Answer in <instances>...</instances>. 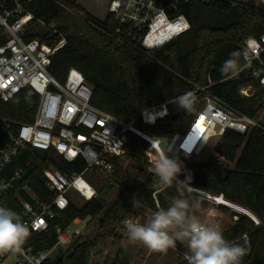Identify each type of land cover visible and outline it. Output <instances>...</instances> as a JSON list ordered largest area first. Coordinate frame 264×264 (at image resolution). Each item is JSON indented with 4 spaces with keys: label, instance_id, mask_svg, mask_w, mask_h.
I'll return each mask as SVG.
<instances>
[{
    "label": "trees",
    "instance_id": "16d2710c",
    "mask_svg": "<svg viewBox=\"0 0 264 264\" xmlns=\"http://www.w3.org/2000/svg\"><path fill=\"white\" fill-rule=\"evenodd\" d=\"M68 1L86 11L81 0ZM103 5V17L86 11L90 18L80 19L54 0H31L26 4L27 9L46 22L50 30L58 28L67 36L66 45L52 57L50 72L64 81L71 67L81 70L92 88L94 106L128 119L153 103L193 91L197 85L208 86L251 117L259 115L264 106V87L248 70L229 78L220 72V68L230 53L241 54V45L248 36L264 33V5L260 0L188 3L183 11L191 28L151 51L144 50L136 37L127 35L128 31L135 29L120 23L119 18L109 12V0ZM37 35L42 36L38 28L29 33L30 37ZM59 37L57 33L51 37L43 35L46 41ZM244 87H251L255 92L245 95L241 92ZM194 93L197 99L192 111L179 108L173 111L170 105L165 118L155 124L138 121V126L150 134H166L186 127L205 101L203 92ZM36 108V96L23 91L8 103L0 102V115L17 122L31 121ZM148 145L146 140L133 136L127 154L113 160V176L118 184V193L114 197L106 199L101 194L103 187H100L99 194L78 205L69 194L68 207L55 210L45 231L29 230L30 236L24 245L33 247L35 252L46 251L56 244L58 228L68 229L76 219L97 218L101 226H115L137 210L153 213L157 205L167 208L172 198L183 197L193 203V196L182 194L176 185L153 191L159 185V178L149 167V161L142 158L143 149ZM217 148L228 162L220 163L214 159L185 162L180 164V176L184 182L214 195H222L257 217L259 223L232 210L238 218L223 229V235L229 242L246 247L242 264H264V130L254 128L246 133L228 130L220 138ZM125 160L132 167L128 173L124 171ZM19 167H22L21 176L12 193L0 200V205L11 208L22 221L25 214L17 195L33 205L37 200L47 203L54 198L44 174L46 169L53 167L68 176L87 174L82 156L69 161L56 148L49 149L43 157L31 146L26 147L13 160L6 174L9 176L10 170L13 172ZM218 206L229 209L224 204ZM101 236L102 233H97L83 241L74 239L66 249L57 251L56 258L50 257L45 264H61L58 255L63 256L64 264H89L91 250ZM110 264H131L129 254L119 248ZM176 264H187V261L184 258Z\"/></svg>",
    "mask_w": 264,
    "mask_h": 264
},
{
    "label": "built area",
    "instance_id": "2783aa9c",
    "mask_svg": "<svg viewBox=\"0 0 264 264\" xmlns=\"http://www.w3.org/2000/svg\"><path fill=\"white\" fill-rule=\"evenodd\" d=\"M31 0H0V102L8 103L23 91L35 95L37 108L31 121L17 122L0 115V200L12 193L16 180L21 176L22 167L10 170L13 160L28 146L46 149L56 148L65 159L71 161L82 156L86 170L97 169L105 174L115 171L114 159L126 153L133 136L146 140L149 145L148 161L152 170L162 150L169 158L186 157L188 161L199 158L214 139H220L228 130L246 133L251 129L264 130V112L251 117L212 92L208 86H197L192 92L204 93L205 101L191 121L182 129L166 134H150L138 126V121L155 124L169 114V100L156 102L142 109L128 119L94 106L92 88L77 67H71L64 81L49 70L52 57L67 43V36L58 28L49 29L46 22L36 18L27 9ZM75 17L88 19L85 10L68 0H54ZM218 0H109L108 10L119 18L120 23L135 31L127 32L140 41L147 51L158 49L170 40L187 32L191 23L183 11L188 3H212ZM261 1V0H260ZM262 2V1H261ZM47 26L41 35L30 37L33 27ZM49 29V30H48ZM60 35L54 41H46L43 35ZM243 65L264 87V33L248 36L241 45ZM247 87L241 89L245 91ZM159 141L153 144L155 139ZM168 141L167 146L162 142ZM49 188L54 192L52 201L33 205L17 195L25 214L23 223L37 232L45 231L49 218L55 210H64L69 205V194L76 190L86 199L97 195L96 188L83 173L66 175L50 167L44 171ZM180 172L173 185L183 193L195 195L193 190H183ZM200 189V188H199ZM180 190V189H179ZM206 197L218 205L212 193L203 190ZM210 194V195H209ZM222 196V195H221ZM137 221L136 217L127 216ZM80 230L72 232L58 228L54 247L35 252L33 247L24 245L19 254L0 255L2 264L9 255L14 256L13 264H45L55 247H66Z\"/></svg>",
    "mask_w": 264,
    "mask_h": 264
},
{
    "label": "clouds",
    "instance_id": "9594fccd",
    "mask_svg": "<svg viewBox=\"0 0 264 264\" xmlns=\"http://www.w3.org/2000/svg\"><path fill=\"white\" fill-rule=\"evenodd\" d=\"M240 58V53H230L220 72L229 78L237 76L241 70ZM196 99L195 93L188 91L171 98L168 103L190 112ZM157 141L161 143L157 138L153 144ZM154 170L159 178L158 186L171 187L181 166L166 155V150H162ZM198 207L197 203H190L186 198H172L167 208L157 205V210L145 223L126 220L127 237L130 242L142 244L151 252H166L179 241L186 245L187 264H242V258L247 254L246 247L226 240L220 225L204 223L192 214ZM29 236V228L20 215L0 205V255L19 254Z\"/></svg>",
    "mask_w": 264,
    "mask_h": 264
},
{
    "label": "rangeland",
    "instance_id": "374dc122",
    "mask_svg": "<svg viewBox=\"0 0 264 264\" xmlns=\"http://www.w3.org/2000/svg\"><path fill=\"white\" fill-rule=\"evenodd\" d=\"M82 4L84 5L86 11L91 14H94L98 17L104 16V8L103 4L107 0H81ZM103 9V10H102ZM72 26L79 30L75 24L72 23ZM36 31L38 28L39 32H44L47 30L46 25H42L39 27H33ZM245 95H250L255 92L252 90L251 87H247L245 91H241ZM173 111L177 110L178 107L175 104H171ZM264 112V106L260 109V113ZM213 141V142H212ZM209 145L207 146L204 153L197 159L188 162H198L203 161L206 159H214L218 162H228V159L225 155L218 151V144L220 139L212 140ZM128 152V148L125 154ZM122 155V156H123ZM143 159H148V151L147 148L143 149L142 154ZM233 166V163H230ZM153 169H155L154 165H151ZM150 167V162H149ZM124 171L128 173L131 171L132 167L128 164L127 160L124 163ZM114 174H105L99 172L97 169H89L87 170V174L84 175L86 180H88L93 186L96 188V193L99 194V188L103 187V191L101 194L104 195L106 199H110L114 197L118 193V184L114 179ZM108 185H111L110 187ZM180 192L184 195H188L183 193L182 189L179 188ZM193 196L194 203H197L199 207L193 211L192 214H195L198 218H200L204 223L207 224H218L220 225L221 229H225L229 224H232L234 220L238 218V216H234L232 214V210L240 212V210L226 205L229 207L228 210L221 209L216 202L213 200H205V201H197L195 195ZM70 198L75 204L82 205L86 198L80 195L76 190H72L70 192ZM209 202V203H208ZM223 204V203H221ZM247 209V208H246ZM152 213L146 210H137L133 213V217L137 218V221L140 223H145L147 219L151 217ZM78 220V219H77ZM76 229H79V234L75 235L72 239H79V241H83L85 239L93 238V236L97 233H102L100 241L98 242L97 246L91 250V255L89 258V264H110L113 261L117 251L119 248H123L129 254L131 264H176L182 259L185 258L186 252V245L180 243L179 241L176 243L174 248H169L166 252H151L145 246L139 243L130 242L127 237V231L124 226V222L121 221L114 225H106L101 226L98 222L97 218L90 219H79L78 221H74L68 227V231L72 232ZM105 232V234H104ZM71 241V243H72ZM70 243V244H71ZM66 247H60L63 251ZM58 248V250L60 249ZM57 250V251H58ZM58 252L55 253L57 256ZM54 255V256H55ZM58 257H62V263L65 259L62 255H58ZM56 258V257H55ZM14 262V256L9 255L2 264H12Z\"/></svg>",
    "mask_w": 264,
    "mask_h": 264
},
{
    "label": "bare ground",
    "instance_id": "6f19581e",
    "mask_svg": "<svg viewBox=\"0 0 264 264\" xmlns=\"http://www.w3.org/2000/svg\"><path fill=\"white\" fill-rule=\"evenodd\" d=\"M213 142V141H212ZM182 188H183V190H193L194 192H196V193H198V201L200 202V201H205V200H210V199H208L207 197H206V194L207 193H205L202 189H199V188H197V187H195V186H192L191 184H188V183H186V182H184V181H182ZM210 195V194H209ZM212 195H214V194H212ZM215 197H212L211 195H210V197L211 198H214V199H216L217 200V202H221V203H223V204H226V205H229V206H232V207H234V208H236V209H238V210H240V211H242V212H249L245 207H243V206H240V205H237V204H235V203H233V202H231V201H228V200H226L225 199V197H223V196H221V195H214ZM209 203V202H208Z\"/></svg>",
    "mask_w": 264,
    "mask_h": 264
},
{
    "label": "water",
    "instance_id": "95a60500",
    "mask_svg": "<svg viewBox=\"0 0 264 264\" xmlns=\"http://www.w3.org/2000/svg\"><path fill=\"white\" fill-rule=\"evenodd\" d=\"M261 1H262L263 5H264V0H261ZM162 144H163V146H167L168 141H167V140H164V141L162 142ZM34 150H35L37 153H39L40 155H42L43 157L46 156V154H47V150H46V149H42V148H34ZM172 159L178 161L179 164H182V163L188 162L187 158H186V157H183V156H174ZM161 188H162V187H159V186H158V187H155L153 191L156 192V191L160 190ZM247 210H248V209H247ZM248 211H249V212H242V211H240V213H241L242 215H247V216L251 217L256 223H259L257 217H256V216H255L250 210H248ZM59 259H60L61 261L63 260L62 257H60Z\"/></svg>",
    "mask_w": 264,
    "mask_h": 264
},
{
    "label": "crops",
    "instance_id": "0c3cea01",
    "mask_svg": "<svg viewBox=\"0 0 264 264\" xmlns=\"http://www.w3.org/2000/svg\"><path fill=\"white\" fill-rule=\"evenodd\" d=\"M100 172V171H99ZM79 220V219H78ZM77 219H76V221H78ZM58 248H60V247H55V249L53 250V253L51 254V257L52 258H54L56 255H55V253L57 252V250H58ZM55 255V256H54ZM14 263V262H13ZM12 263V264H13Z\"/></svg>",
    "mask_w": 264,
    "mask_h": 264
}]
</instances>
